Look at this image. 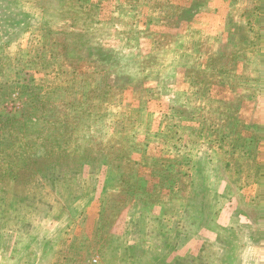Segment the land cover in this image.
<instances>
[{"label": "rangeland", "instance_id": "obj_1", "mask_svg": "<svg viewBox=\"0 0 264 264\" xmlns=\"http://www.w3.org/2000/svg\"><path fill=\"white\" fill-rule=\"evenodd\" d=\"M0 264H264V0H0Z\"/></svg>", "mask_w": 264, "mask_h": 264}, {"label": "crops", "instance_id": "obj_2", "mask_svg": "<svg viewBox=\"0 0 264 264\" xmlns=\"http://www.w3.org/2000/svg\"><path fill=\"white\" fill-rule=\"evenodd\" d=\"M216 1V0H215ZM131 48V50H132V47H130ZM133 49H134V47H133Z\"/></svg>", "mask_w": 264, "mask_h": 264}]
</instances>
